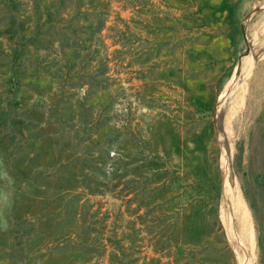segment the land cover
<instances>
[{"label":"rangeland","instance_id":"obj_1","mask_svg":"<svg viewBox=\"0 0 264 264\" xmlns=\"http://www.w3.org/2000/svg\"><path fill=\"white\" fill-rule=\"evenodd\" d=\"M0 264H264V0H0Z\"/></svg>","mask_w":264,"mask_h":264}]
</instances>
